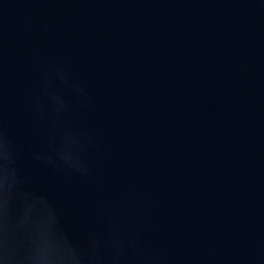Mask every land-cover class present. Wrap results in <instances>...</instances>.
I'll list each match as a JSON object with an SVG mask.
<instances>
[{
    "label": "water",
    "instance_id": "95a60500",
    "mask_svg": "<svg viewBox=\"0 0 264 264\" xmlns=\"http://www.w3.org/2000/svg\"><path fill=\"white\" fill-rule=\"evenodd\" d=\"M0 264H264V0H0Z\"/></svg>",
    "mask_w": 264,
    "mask_h": 264
}]
</instances>
